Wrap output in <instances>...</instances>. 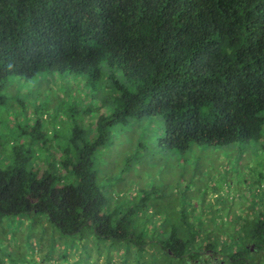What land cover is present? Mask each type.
Here are the masks:
<instances>
[{"label": "trees", "instance_id": "obj_1", "mask_svg": "<svg viewBox=\"0 0 264 264\" xmlns=\"http://www.w3.org/2000/svg\"><path fill=\"white\" fill-rule=\"evenodd\" d=\"M49 75L78 85L31 104L3 90ZM157 118L165 150L264 158V0H0V219L47 217L65 237L93 236L106 264H264V215L227 244L204 219L151 231L146 206L102 177L107 145L130 130L143 147ZM37 255L23 264H43Z\"/></svg>", "mask_w": 264, "mask_h": 264}, {"label": "rangeland", "instance_id": "obj_2", "mask_svg": "<svg viewBox=\"0 0 264 264\" xmlns=\"http://www.w3.org/2000/svg\"><path fill=\"white\" fill-rule=\"evenodd\" d=\"M64 83L78 85L70 77L59 79L49 75L32 84L7 81L3 90L13 98L29 95L25 99L28 103L36 97L44 103L49 92L59 97L56 92ZM62 92L59 91L60 94ZM7 111L3 113L4 125L11 127L16 113L10 112L9 115ZM95 118L92 117V121ZM153 121L147 129L148 143L143 147L135 146L140 140V132L136 134L129 130L119 136L113 146L107 145L103 155L99 156L103 166L102 177L111 176L113 181L110 184L116 195L146 206L142 219L149 221L151 231L154 228L169 230L175 221L204 219L214 222L209 223L210 229L220 231L216 232L220 243L227 244L231 243L232 235L240 230L238 228L244 220L264 215V181L259 182L261 173H264L262 155L241 151L237 147L194 148L186 153L165 150L159 138L162 137L164 122L160 118ZM7 135L12 136L9 131L5 133ZM59 232L47 217H2L0 264H23L25 258L31 259L32 255L35 258L37 254V258L44 260L43 264H75L76 258L81 256L90 264H95V261L106 264L97 260L99 246L106 248V243L89 235L77 239ZM180 234L177 232L178 236ZM171 235L172 232L166 231L160 238L165 241ZM13 241H19L20 245L12 247ZM55 245L56 251L59 250L56 256L50 253L51 246ZM89 248L94 250L95 256H88ZM63 252L68 256L67 261L62 259Z\"/></svg>", "mask_w": 264, "mask_h": 264}]
</instances>
